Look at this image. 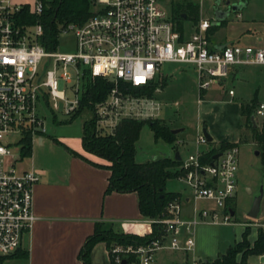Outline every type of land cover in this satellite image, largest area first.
Masks as SVG:
<instances>
[{"label": "built area", "instance_id": "2783aa9c", "mask_svg": "<svg viewBox=\"0 0 264 264\" xmlns=\"http://www.w3.org/2000/svg\"><path fill=\"white\" fill-rule=\"evenodd\" d=\"M210 1V0H200ZM25 5L0 0V256L9 257L22 249L36 216L33 212L34 186L39 176L34 170H19L21 141H31L44 132L41 118L44 104L63 102L65 116L79 109L85 93V78L101 77L113 84L105 100L93 104L97 131L111 134L122 119H158L161 104L155 98L124 93L119 83L133 87L161 81V66L166 63L192 66L197 74L199 93L220 86L233 67L259 66L264 70V48L226 44L212 46L207 32L208 20H200L193 33L177 30L158 0H92L91 15L80 25H69L76 42L72 54L46 51L38 43L42 26L20 25L16 16ZM30 7V6H29ZM43 4L37 1L30 12L39 17ZM68 68L75 71L72 80ZM68 85L74 100L69 102L58 80ZM160 87L155 94L160 93ZM233 96V91H228ZM42 105V106H41ZM255 117H264V103ZM208 142L198 133L194 153L180 160L177 180L188 187L193 200L214 204L187 221L180 217V201L170 202L163 217L151 224L163 233L146 245L114 247L116 264L120 255H135L139 264H150L162 249L190 252L195 246V230L202 224H231L228 202L236 193L238 148L232 146L202 162ZM219 155L217 158H214ZM182 233L186 234L181 239Z\"/></svg>", "mask_w": 264, "mask_h": 264}, {"label": "crops", "instance_id": "0c3cea01", "mask_svg": "<svg viewBox=\"0 0 264 264\" xmlns=\"http://www.w3.org/2000/svg\"><path fill=\"white\" fill-rule=\"evenodd\" d=\"M211 1L213 0H195V3L201 9L204 7L205 2L210 3ZM216 1L217 3L210 10V18L206 19L210 22V26H216V30L209 37L213 47L219 48L226 44H239L242 38H246L249 43L247 46L264 48V30L253 32L247 27H243V24L236 28L239 32V36L236 39L228 41L225 38L216 41L215 35L218 29L227 25L228 18L232 12L220 21H215V12L226 13L231 4H242L240 9L233 12L237 18H240V12L246 7L244 0H227L222 6L220 0ZM207 12H209L208 7ZM160 78L161 81L165 80L162 76ZM262 82L264 83L263 68L259 66L233 67L229 71L228 78L220 86H214L202 93L201 98H203L204 103L209 105H229L232 102H226L224 100L227 94L232 101H241L236 106L235 111V117L236 115L240 116L241 104L250 102L254 97L257 98L259 104L264 103V88L262 89ZM229 90L233 91V96L228 95ZM212 112H214V108L213 110L206 108L203 119L200 120V125H202L212 138L211 142H216L213 147H205V150L208 152L220 144L239 143L242 131H244L242 118L240 117L241 123L239 129L237 127L236 132L230 133L225 131V133H222L214 127L211 117ZM258 119L255 117V121ZM161 120L166 121L165 124L171 131L179 130L175 134V144L177 146L173 147V154H166V156L174 157L175 153H178L181 160L186 155L191 154V145L186 141V137L183 136L185 129L181 126H170L167 123L168 120ZM60 140L64 142L62 144L59 143L65 151L63 158L58 163L55 162L48 172H36L39 176V181L34 186L33 196V212L36 216V221L22 247L23 250L28 252V257L24 258L25 263L82 264L78 259L79 251L86 238L93 234L94 225L97 222L104 223L106 227L112 228L115 232L135 234L138 236L150 234L152 232L151 223L140 214L136 193L120 194L113 192L105 194L110 171L104 168V166H109V163L86 153L82 149L81 138L77 140L80 142L78 145H70V139ZM42 142L43 139L39 138L38 143L41 144ZM194 148L193 153L196 151L195 144ZM69 150L79 156L73 155ZM166 192L179 195L180 217L182 220L189 221L193 219L198 210L214 209L212 202L193 200L190 190L188 193L182 191ZM235 196L231 199L230 204L232 202L234 203ZM263 199L264 194L260 203H262ZM230 204L228 207L233 212V216H235V209ZM249 211L245 214L247 220L237 223L234 226H230L231 224H202L197 226L194 235L195 246L192 251L162 249L155 254L150 264H189L190 257L192 258L193 264H200L202 260L206 259L213 260L225 253L229 247L240 242L246 227L249 228L248 241L252 245L257 239V230L260 227L255 224L258 221L257 218L260 211L256 219L248 217ZM185 238L186 234L182 233L181 239L183 240ZM14 258H17V256ZM90 263L110 264L105 243L98 242L94 245L90 252ZM247 263L264 264V253L260 256L248 257Z\"/></svg>", "mask_w": 264, "mask_h": 264}, {"label": "trees", "instance_id": "16d2710c", "mask_svg": "<svg viewBox=\"0 0 264 264\" xmlns=\"http://www.w3.org/2000/svg\"><path fill=\"white\" fill-rule=\"evenodd\" d=\"M43 4V11L39 17L30 12L29 5H25L19 15L16 16L17 23L20 25H34L39 23L42 26V34L38 38V43L46 51H56L58 47V37L69 25L83 24L91 15L92 0H38ZM171 20L178 31L184 32L183 23L192 21L196 25L199 21L198 5L194 2L183 4H172ZM216 30V26L211 25L208 29V39ZM165 80L151 82L146 86L133 87L128 83H119L121 91L133 96H144L155 98L157 88H163ZM113 84L101 77H91L88 73L85 78V93L81 104L76 113L72 116L75 119L84 109L93 113V104L105 100ZM202 94L200 93V98ZM259 102L254 97L250 102L241 104L240 117L242 127L249 131V136L241 134L240 142H251L260 152V161L264 166V121L259 128L257 122L253 127L251 118L255 119V111ZM147 124L153 133L155 141L173 145L176 142V135L162 122L161 119H122L111 134H102L97 131L95 119L84 122L82 126L81 144L82 149L109 163L104 166L110 171L108 185L105 194L110 193H136L138 196V209L146 220H154L163 217L167 205L173 200H179L178 194L168 193L165 190L166 182L177 179L181 174L178 171L180 161L174 157L164 156L159 159L140 163L136 160L138 154V140L143 126ZM31 136L26 134L21 141L20 156L28 157L31 155ZM237 144H220L218 148L209 150L203 157L202 162L211 161L214 154L236 146ZM68 150V149H67ZM70 151V150H69ZM73 155L78 154L70 151ZM152 232L145 236L115 232L102 222L94 225L93 234L86 238L79 254L78 259L82 264L90 263V252L98 242L105 243L110 264H116L112 250L114 247L125 248L127 246L137 247L146 245L150 241L163 233V227L151 224ZM249 228L246 227L242 234V240L229 247L225 253L213 260H202L200 264H249L248 257L260 256L264 253V228L257 230V239L251 245L248 241ZM27 258L28 252L20 249L18 254L9 257L0 256V264L6 259ZM126 264H139L135 255H120Z\"/></svg>", "mask_w": 264, "mask_h": 264}, {"label": "rangeland", "instance_id": "374dc122", "mask_svg": "<svg viewBox=\"0 0 264 264\" xmlns=\"http://www.w3.org/2000/svg\"><path fill=\"white\" fill-rule=\"evenodd\" d=\"M38 0H13L17 5H29L33 7ZM194 2L195 0H158L160 6L165 9L171 19L172 4H183L186 2ZM227 0H220L221 6ZM217 1L213 0L210 3L205 2L204 7L200 9L198 6L199 20H206L210 18V10L213 8ZM246 7L241 13V17L237 18L235 13H231L228 18L227 25L218 29L215 35V40L220 41L227 39L231 41L239 36L236 28L243 24L253 32L264 30V0H244ZM207 7L209 12H207ZM201 10V12H200ZM194 23L186 21L183 23L184 32L188 36L194 30ZM192 28V29H191ZM235 28V29H234ZM238 45H249L246 38H242ZM76 50V42L73 33H64L61 31L58 37L57 52L72 54ZM72 80L75 79L76 74L72 68H68ZM161 76L166 80V85L161 89L160 93L156 94V100L161 104L162 109L157 113L158 119L168 120L170 126L183 127V136L186 141L190 143V151L193 153L195 150L194 144L198 133H202L203 127L200 125V120L203 119L204 110L210 108L214 112L211 113L212 122L217 131L225 133L236 132L237 127L241 123L240 116L236 115V106L241 101L230 99L227 94L225 101L232 102L228 104L209 105L203 102V98L199 96L198 80L195 69L189 65L166 63L161 66ZM262 89L264 83L262 82ZM68 85L64 84L60 79L58 80V90L64 91L66 98L69 102L74 100L73 96L68 92ZM263 91V90H261ZM202 101V102H201ZM201 102V103H200ZM57 104L59 109L63 102L50 101L48 107L44 106L42 111V123L44 132L36 137L31 144V155L21 158L18 165L19 170H34L35 172H48L54 163H58L65 151L62 145L64 143L60 139L71 140L70 145H78L81 138L82 126L84 122L93 119V113L84 109L75 119L72 116L63 115L59 109H54V104ZM42 106V105H41ZM264 117L259 118L256 122L261 127ZM163 123L166 121L162 120ZM241 133V131H239ZM242 134L249 136V131L244 130ZM42 138L43 142L38 143V139ZM215 141L208 143L207 147H213ZM138 154L136 160L140 163L147 162L154 159H159L166 154H173V147L177 144L168 145L161 140L155 141L153 133L149 126L145 124L140 132L138 140ZM238 148V169L236 172V196L234 203L231 200L228 205H232L235 209V216L231 218V225L247 220L245 214L250 210L252 202L262 191L264 194V166L260 161V152L257 147L249 142L237 143ZM203 148L202 149H206ZM218 148V147H216ZM257 152L259 154L257 155ZM21 157V156H20ZM170 157V156H169ZM166 191H182L189 192V189L182 182L177 179H171L167 182ZM245 216V217H244ZM260 216V217H259ZM256 223L258 226L264 228V199L260 203V214ZM24 258H9L3 264H26ZM189 264H193L192 258H189Z\"/></svg>", "mask_w": 264, "mask_h": 264}, {"label": "water", "instance_id": "95a60500", "mask_svg": "<svg viewBox=\"0 0 264 264\" xmlns=\"http://www.w3.org/2000/svg\"><path fill=\"white\" fill-rule=\"evenodd\" d=\"M242 7V4H231L230 8L228 10V12L226 13H222V12H215V21H220L222 19H224L225 17H227L229 15L230 12H235L236 10L240 9ZM216 49H220L216 48ZM251 122L253 124V127H256V123H255V119L254 117L251 118ZM173 134H177L179 132V130H172L171 131ZM202 134L204 135V137L206 138L207 142L210 143L212 141V138L210 137V135L208 134V132L203 129ZM259 154V152H257V155ZM219 155H216L214 158H217ZM175 160L180 161V157L178 153H175L174 155ZM262 199V191H260V194L254 199V201L252 202L250 211L248 213V217L251 219H256L259 211H260V202ZM231 216H233V212L230 213ZM120 264H126V260H122Z\"/></svg>", "mask_w": 264, "mask_h": 264}]
</instances>
